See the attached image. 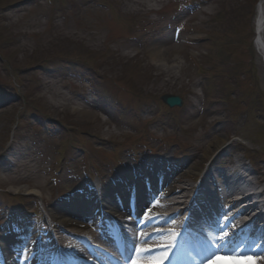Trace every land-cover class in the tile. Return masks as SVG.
Instances as JSON below:
<instances>
[{
    "label": "rangeland",
    "instance_id": "1",
    "mask_svg": "<svg viewBox=\"0 0 264 264\" xmlns=\"http://www.w3.org/2000/svg\"><path fill=\"white\" fill-rule=\"evenodd\" d=\"M256 1L0 0V90L14 97L0 93L1 238L30 250L48 223L65 237L52 211L134 171L185 196L200 169L264 179Z\"/></svg>",
    "mask_w": 264,
    "mask_h": 264
},
{
    "label": "bare ground",
    "instance_id": "2",
    "mask_svg": "<svg viewBox=\"0 0 264 264\" xmlns=\"http://www.w3.org/2000/svg\"><path fill=\"white\" fill-rule=\"evenodd\" d=\"M263 37H264V0H259L256 6V17H255V47L258 49L263 45ZM151 56L153 60H158L160 57L158 52H151ZM159 61V60H158ZM151 174L153 175L154 172ZM253 175L249 173L247 170H242L233 174L231 176H221L218 182L211 180V184L214 188L221 189L223 194V198L220 201V206L223 208H218L212 201L209 199L205 201L203 205V211L206 218L200 220L202 226L199 228V232H202L208 239L217 237L225 232L229 234H237L233 235L234 243L229 245L228 250H234L235 246L241 245L248 251H246L245 255L242 257H236L238 260H246L249 255H251L253 260L257 261V264H264V259H260V257H264V251H260L259 253L250 251L254 246L253 244L245 245L242 241L237 240V236H245L242 232H239L238 225L245 219L251 218L250 220H254V216H257L260 219L263 215L261 214L260 209L264 207V183L262 184V188L258 191L256 188V184L258 182H254ZM162 185V189L160 191V197L153 200V192L156 190H150V193L145 195L144 189L140 187L141 184L136 182V186L134 184L135 190H137V205L140 209V212L144 209L143 212L147 211V217H150L152 214V218H154L153 222L160 224L162 221H170L175 222L178 217V212L182 210V205H184V199L186 196L183 194V190L180 188H174L171 190L164 189L167 186H170V182L167 180H159ZM168 183V184H167ZM261 183V180H260ZM172 188V186H170ZM126 186L124 184H117L113 186L112 184H102V187L99 189V201L94 203V192H90L89 189L86 190L81 195H78L75 199H73L72 204L69 206H59L56 211H52V214L60 220L58 223L60 224V232L63 233L67 229H73L70 232L72 236L75 238L85 237L88 238V234H92V232H88L87 228L93 225L95 220L94 209H97V206H103L104 210H106L110 215H115L119 219L126 218L125 214L130 210L129 202L126 198L122 201V203H117L112 201L111 195L116 194L121 195L125 192ZM176 189V192H175ZM189 189V188H188ZM187 189V190H188ZM157 193V192H156ZM33 194V192H32ZM123 197V195L121 196ZM151 200V201H150ZM76 203V204H75ZM84 205V206H81ZM186 205V204H185ZM122 208L124 212L119 213L117 208ZM159 210V211H158ZM122 214L124 216H122ZM261 214V215H259ZM52 215V217H53ZM259 215V216H258ZM253 217V218H252ZM53 219V218H52ZM221 225H224V228H221ZM152 224H148L144 226L145 229H152ZM138 231L137 225H131L127 230V238L128 245L140 243L136 240L135 235H133L132 230ZM264 232L259 235L262 236ZM243 234V235H241ZM23 238H27L26 235ZM99 242L104 241L102 237L96 238ZM69 240L68 246L66 248L71 247L74 249V252L80 254H86V251H83L79 247L78 242H74L71 239ZM216 241L213 240V243ZM26 241L23 244L19 242H13L11 240H4L2 247L0 249V262L2 264H23V260L26 258V253L23 254V250L25 249ZM259 249L264 250V243L258 244L255 246ZM91 258H95L94 255H90ZM226 259H231L226 258ZM85 262V261H84ZM186 264H193L194 261H185ZM198 264H205V259L200 261Z\"/></svg>",
    "mask_w": 264,
    "mask_h": 264
},
{
    "label": "snow or ice",
    "instance_id": "3",
    "mask_svg": "<svg viewBox=\"0 0 264 264\" xmlns=\"http://www.w3.org/2000/svg\"><path fill=\"white\" fill-rule=\"evenodd\" d=\"M224 225H221V228H224ZM167 235L170 234H161V241H166ZM233 235L237 234H229L225 232L217 237L209 238L207 247L209 249V255L205 258V264H257L256 260H253L251 255L248 256L246 260H238L236 257H242L245 255L247 249H245L241 245H236L234 250L229 251V245L234 243ZM140 240V243L143 244L146 241L148 243H153L155 241H148L147 237L141 239L139 236L137 237ZM213 240L216 242L213 243ZM175 243L172 244V248H175ZM252 252L259 253L260 251H264L255 246L251 248ZM136 257L132 260L131 264H139V262L145 260L153 261V264H170V258L172 253L167 249H153V248H140L136 247L134 249ZM231 259H226V258ZM260 259H264V257H260Z\"/></svg>",
    "mask_w": 264,
    "mask_h": 264
},
{
    "label": "water",
    "instance_id": "4",
    "mask_svg": "<svg viewBox=\"0 0 264 264\" xmlns=\"http://www.w3.org/2000/svg\"><path fill=\"white\" fill-rule=\"evenodd\" d=\"M162 101L167 104L169 107H173V106H180L181 101L174 96H163L162 97Z\"/></svg>",
    "mask_w": 264,
    "mask_h": 264
}]
</instances>
